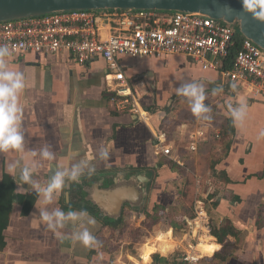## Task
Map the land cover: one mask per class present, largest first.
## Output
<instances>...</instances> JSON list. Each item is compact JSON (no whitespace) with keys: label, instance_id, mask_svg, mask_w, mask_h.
Masks as SVG:
<instances>
[{"label":"crops","instance_id":"0c3cea01","mask_svg":"<svg viewBox=\"0 0 264 264\" xmlns=\"http://www.w3.org/2000/svg\"><path fill=\"white\" fill-rule=\"evenodd\" d=\"M4 61L8 70L24 72L28 87L20 97V103L24 106V151L0 152V180L4 175H9V163H14L21 156L24 157L21 167L34 166L32 179L41 186H46L53 170L90 159L95 172L89 175L85 170L80 181L83 185H89L104 175H121L118 194L131 199L132 204L136 205L125 203L124 210L126 204L130 210L145 204H166L167 198L163 193L166 185L172 186L174 180L182 177L173 167L184 169V164L187 166L188 162L183 155H187V152L198 154L200 147L209 143L211 137L216 138L215 130L226 129L233 132L231 146L215 168L227 181L221 182L216 189L207 182V198L216 203L211 207L217 223L228 220L236 230V236L227 239V250L231 255L220 264H264V95L252 96L218 71L203 69L182 54L143 58L124 56L120 63L125 76L142 94L141 103L149 110V120L145 123L131 113L116 112L110 105L109 93L105 92L106 66L100 59L82 65L71 57L65 59L55 55L26 53L7 56ZM188 82L203 85L205 100L215 97L213 105L209 103V106L220 120V127L200 118L193 124L169 125L175 119V106L189 104L188 98L176 93L181 84ZM233 84L235 89L231 87ZM221 87L222 91L214 93V89ZM205 100L204 104L208 105ZM241 101L245 103L243 116L240 120H234L228 106L239 107ZM202 121L210 124L207 139L199 142L197 149L191 151L188 149L190 140L182 134L183 130L185 127L195 128ZM155 136L164 138L167 144L172 145L173 155L181 157L183 165L176 163L175 166L169 158L155 153ZM180 142L184 145L180 146ZM45 146L53 153V160H45L39 155ZM102 149L109 150L108 160H100L99 152ZM70 155L75 158L70 160ZM162 158H165L164 161ZM19 174L17 169L16 178L9 175L14 181L15 192H35L28 184H24L23 189L19 188ZM138 174L149 176L148 186L143 187L137 180L131 184L123 181L124 175ZM201 179V176H196L198 193L202 188L199 184ZM69 183V189L65 186L58 198L54 196L53 203L46 206L49 211L54 208L83 210L71 204V186L76 182ZM139 188L146 191L144 197ZM67 191L69 198L66 197ZM212 191H215L213 197L210 195ZM91 195L101 196L106 207L112 210L111 204L115 203H112L114 199L111 196L98 189H94ZM38 199L39 196L36 201ZM35 203L29 213L23 215L22 205L14 202L8 226L4 230L5 246L0 250V264H125L123 258L137 260L123 251L106 249L107 241L112 240L108 237L115 229L103 226L102 221L89 211L90 218L94 220L89 230L100 242L99 245L85 247L70 240L61 242L45 224L38 223ZM78 229L79 223H69L58 231L71 235ZM209 235L213 243L219 245V249H211L207 254L212 255L222 245ZM179 240L183 247L186 246L184 242L188 244L183 237ZM141 252L136 261L138 264L146 260V250Z\"/></svg>","mask_w":264,"mask_h":264},{"label":"built area","instance_id":"2783aa9c","mask_svg":"<svg viewBox=\"0 0 264 264\" xmlns=\"http://www.w3.org/2000/svg\"><path fill=\"white\" fill-rule=\"evenodd\" d=\"M239 47L229 67H223L235 38ZM0 45H7L10 56L26 53L72 58L85 65L98 59L105 63V92L116 112H127L147 123L149 110L141 103L142 94L133 87L122 69L120 59L161 57L182 54L203 69L216 70L221 76L239 84L252 96L264 95V50L244 38L236 27L208 16L183 11L155 9L70 10L0 22ZM195 128H184L190 140L188 149L207 139L210 124L200 122ZM215 130V137L219 136ZM157 155L183 165L173 155V147L155 136ZM193 219V235L210 234L207 213L199 205ZM196 230V231H195ZM194 238V240H195ZM196 243V244H197ZM180 259L198 264L201 257L195 245Z\"/></svg>","mask_w":264,"mask_h":264},{"label":"clouds","instance_id":"9594fccd","mask_svg":"<svg viewBox=\"0 0 264 264\" xmlns=\"http://www.w3.org/2000/svg\"><path fill=\"white\" fill-rule=\"evenodd\" d=\"M244 12L251 13L252 17L260 21H264V0H241ZM11 52L7 45H0V152H23L25 136L22 131V115L24 106L20 103V97L24 90L28 87L25 74L20 70H8L4 58L10 56ZM235 89V85L231 86ZM222 91L220 89H214ZM177 95L189 99L191 112L197 118L205 120L211 119L212 109L204 104L206 99L205 90L202 84L197 82H188L181 84L176 89ZM229 111L234 120H240L245 110V103L240 102L239 107L233 108L229 104ZM208 114V115H203ZM264 135V133H262ZM36 155L35 152L32 153ZM39 155L45 160H53V153L49 151L47 146L43 147ZM70 155V160L74 159ZM100 160H108L110 152L102 149L99 152ZM24 157H19L14 163H9L7 172L16 178L17 169H19L18 186L23 189L24 184L31 185L32 189L38 194L40 199L35 203L37 209L38 223H43L53 232L58 240H70L82 244L85 247L99 245V241L89 230V226L94 224V220L90 218L86 210H69L64 211L60 208H54L52 211L47 209V205L53 203L54 196L58 198L59 193L68 182L80 181L81 176L87 170L91 175L95 172V166L89 159L87 162L70 163L68 167L53 170V174L48 179L46 186H41L32 179L33 167L25 165L21 167ZM73 225L79 223V229L71 235L63 234L58 229L64 228L67 224Z\"/></svg>","mask_w":264,"mask_h":264},{"label":"rangeland","instance_id":"374dc122","mask_svg":"<svg viewBox=\"0 0 264 264\" xmlns=\"http://www.w3.org/2000/svg\"><path fill=\"white\" fill-rule=\"evenodd\" d=\"M214 98L215 97L212 98L211 96L205 100L207 101L206 103H208L207 106L210 104L213 105L215 101ZM175 107V119L169 122L170 126L175 124L196 123L195 121L198 118L192 114L189 104H177ZM200 119L203 120V118ZM210 121L215 126H221L218 118L213 117ZM178 144H180V146L184 145L182 142ZM223 153L221 142H215L201 146L198 154L187 152V155H183V158L188 164L187 166L184 164V169L173 167L182 177L180 176V178L174 180L171 184L172 186L166 185L163 192L164 196L167 198L165 201L166 204H159L162 208H156L155 210L152 204H145L137 209L131 208V210L126 207L122 213L123 221L121 230H114L111 235H109L108 239L112 240L109 242L107 241L108 245L106 244V249L112 252L113 250L123 251V253L128 254L130 257L132 256L139 260L140 251L143 253L144 250H146L145 254L150 253L149 255H151L153 251L156 252V250L150 246L151 239L158 236V234L166 235L160 234V232H165L168 229H171L173 232V234L172 232L170 233L169 237L174 238L175 244L173 246L175 247H173L174 249L171 253H167L166 255L156 252L159 255L165 257L178 255L181 257L182 254L189 249V243L196 245L197 240L193 235V230L196 226L193 219L196 215V211H200L199 205H202L203 210L207 213L209 226L217 223L216 215L213 213L214 211L211 207L212 201L207 198L209 192L207 182L210 179V162L222 157ZM193 158H198V160H194ZM164 159L165 158H162L161 160L164 161ZM197 175L202 178L199 183L202 187L200 193L196 191L195 180ZM148 198L149 195L147 199ZM203 233L205 232H201L199 235L202 236L201 234ZM182 237L188 242V244L184 242L186 244L185 247H183L179 240ZM141 248H144V250H141ZM215 248L216 244L212 249ZM152 255L150 256L151 261L149 264H152ZM212 256L204 255L200 258L198 264H209L208 260L211 259ZM137 260H132L131 258L127 260L123 258L125 264H138L136 263ZM141 263L147 264V260H141ZM210 264H216V262L213 261Z\"/></svg>","mask_w":264,"mask_h":264},{"label":"water","instance_id":"95a60500","mask_svg":"<svg viewBox=\"0 0 264 264\" xmlns=\"http://www.w3.org/2000/svg\"><path fill=\"white\" fill-rule=\"evenodd\" d=\"M106 9H155L199 13L234 25L241 36L251 40L264 50V21L253 18L251 13L244 12L241 0H0V22L60 11ZM120 177L122 178L116 173L111 176L104 175L89 185H83L82 181H79L84 193L82 204L89 202L97 207L100 219L107 217L112 220L120 217L125 203L136 206L132 204L131 199L119 195ZM136 180L143 187L148 186L150 182L149 176L143 174L128 177L124 175L123 177L125 183L131 184ZM144 182L146 183L144 184ZM69 187L70 183L67 182L66 188L69 189ZM94 189H98L101 193L114 199L112 203L115 204H111L112 210L106 207L107 204H104L101 196L91 195ZM138 190L143 193L142 197H144L146 191L142 188ZM66 195L69 198L68 191Z\"/></svg>","mask_w":264,"mask_h":264},{"label":"trees","instance_id":"16d2710c","mask_svg":"<svg viewBox=\"0 0 264 264\" xmlns=\"http://www.w3.org/2000/svg\"><path fill=\"white\" fill-rule=\"evenodd\" d=\"M239 43H240V40L239 38L236 37L234 45L231 47L228 56L224 60L223 67H229L231 65L234 55L239 47ZM204 115H208V114H204ZM210 115H211V118L213 117L216 118V116L213 113V110L211 111ZM218 126L220 127V125ZM232 134L233 132L231 131H228L226 129H220L219 136L215 139L211 137L210 142L207 143V144H212L215 142H221V147L224 151L222 157H219L216 160L214 159L209 164V169H210L209 184L214 189L220 187L221 182L225 183L227 181V179L225 178V176H223V174H219V172L216 171L215 167L217 163L219 162V160L228 154L230 146H231ZM172 163L176 166V162L174 163V161H172ZM215 191H212L210 193L212 197L214 196ZM37 196L38 194L36 192L25 193V194L16 193L14 181L9 175H4L2 180H0V250H2L3 247L5 246L4 230L8 226L9 217H10L14 202L17 201L18 203L22 205V214L26 215L29 213V211L33 207L37 199ZM70 196L72 200L70 201L71 204L76 205L78 207H82L83 210L89 211L94 217L102 221L103 226H107L115 230L117 229L121 230L122 221H123L122 213L124 209L122 210L120 217L117 218L116 220H112L107 217L100 219L98 217L99 211L96 206L90 204L89 202H86L84 206L81 205L82 201L84 200L83 198L84 193L82 192L81 185L79 183H72ZM215 205L216 203L211 204L212 207ZM156 208H162V207L159 204H154L153 209L155 210ZM210 228H211L210 234L216 238V241L219 244H221L222 247L219 251L212 253L213 256L208 255V256H212V258L209 259L208 262L210 264L211 262L215 261L216 264H220L221 262L225 261L231 255V253L227 250V245L229 244L227 239L229 236H236V230L234 229V227L231 225V223L228 220H224V221L216 223L215 225H211ZM170 233H171L170 229H168L165 232H160V234H166L165 236H169ZM217 249H219L218 244L216 245L215 250ZM149 254H147L145 257V259L147 260V264H149L151 261L150 256L152 254L151 255ZM152 259H153L152 264H186L185 262H182V260L180 259L178 255L165 257V256L159 255L158 253H154L152 255Z\"/></svg>","mask_w":264,"mask_h":264},{"label":"bare ground","instance_id":"6f19581e","mask_svg":"<svg viewBox=\"0 0 264 264\" xmlns=\"http://www.w3.org/2000/svg\"><path fill=\"white\" fill-rule=\"evenodd\" d=\"M202 236H199L198 243L194 246L196 252L198 253L199 257H203L204 255H207L208 252L214 247V240L212 237H210L209 234H201ZM175 244L174 238L165 236V235H159L152 238L150 241V246H152L157 252L166 255L170 252L171 249H173V245ZM144 250V248L142 249ZM172 251V250H171Z\"/></svg>","mask_w":264,"mask_h":264},{"label":"flooded vegetation","instance_id":"af4514ba","mask_svg":"<svg viewBox=\"0 0 264 264\" xmlns=\"http://www.w3.org/2000/svg\"><path fill=\"white\" fill-rule=\"evenodd\" d=\"M81 204H82V203H81ZM125 206H126V207H128V205H127V204H126Z\"/></svg>","mask_w":264,"mask_h":264}]
</instances>
